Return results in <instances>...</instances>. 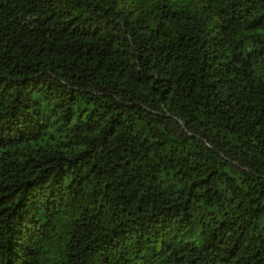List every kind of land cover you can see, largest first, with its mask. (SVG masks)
<instances>
[{
    "label": "trees",
    "instance_id": "obj_1",
    "mask_svg": "<svg viewBox=\"0 0 264 264\" xmlns=\"http://www.w3.org/2000/svg\"><path fill=\"white\" fill-rule=\"evenodd\" d=\"M0 264H264V0H0Z\"/></svg>",
    "mask_w": 264,
    "mask_h": 264
}]
</instances>
